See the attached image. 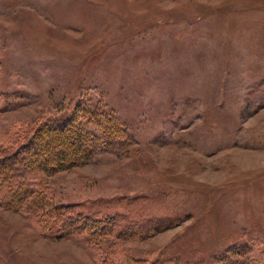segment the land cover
Returning <instances> with one entry per match:
<instances>
[{
	"label": "rangeland",
	"instance_id": "374dc122",
	"mask_svg": "<svg viewBox=\"0 0 264 264\" xmlns=\"http://www.w3.org/2000/svg\"><path fill=\"white\" fill-rule=\"evenodd\" d=\"M77 102L130 139L45 183L116 228L0 206V264H264V0H0V153Z\"/></svg>",
	"mask_w": 264,
	"mask_h": 264
},
{
	"label": "trees",
	"instance_id": "16d2710c",
	"mask_svg": "<svg viewBox=\"0 0 264 264\" xmlns=\"http://www.w3.org/2000/svg\"><path fill=\"white\" fill-rule=\"evenodd\" d=\"M81 103L73 104L70 110L68 106L51 119L41 121L28 131V137L10 155L0 153V206L18 212H25L29 207L39 230L53 238L72 234L103 237L112 234L116 228L109 217L74 213L68 206L57 205L45 183L46 177L54 171L85 163L98 150L114 145L119 147L130 139L125 125L110 111L98 108L99 105L91 109L88 104ZM52 138L56 140L51 153L53 158L57 157L54 164L47 158L43 161L39 157L37 161L31 156L36 151L35 143L44 139L43 143L49 145L53 143H50ZM8 140L10 143L13 139L9 137ZM68 145H73L72 155L66 157L65 146ZM255 263L258 259L253 258L252 264Z\"/></svg>",
	"mask_w": 264,
	"mask_h": 264
}]
</instances>
